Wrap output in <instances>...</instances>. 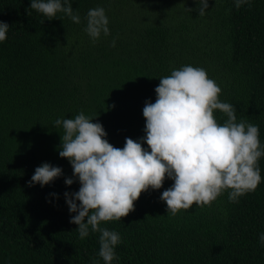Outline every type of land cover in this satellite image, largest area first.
<instances>
[{
	"label": "trees",
	"instance_id": "16d2710c",
	"mask_svg": "<svg viewBox=\"0 0 264 264\" xmlns=\"http://www.w3.org/2000/svg\"><path fill=\"white\" fill-rule=\"evenodd\" d=\"M68 2L79 24L62 13L46 20L30 0H0V22L9 26L0 42V264H104L100 234L90 229L81 239L70 223L78 213L64 194L80 184L65 185L73 169L59 156V118L83 112L114 147L131 138L149 150L145 102L155 103L159 79L191 65L221 88L237 123L258 126L264 146V0L239 8L235 0H207L204 16L199 0ZM95 8L105 10L110 35L93 42L85 28ZM214 116L227 120L219 110ZM45 163L61 176L31 185ZM258 167L261 183L239 203L225 191L210 206L173 216L160 197L174 181L142 193L127 217L101 224L121 237L112 264H264V156Z\"/></svg>",
	"mask_w": 264,
	"mask_h": 264
},
{
	"label": "clouds",
	"instance_id": "9594fccd",
	"mask_svg": "<svg viewBox=\"0 0 264 264\" xmlns=\"http://www.w3.org/2000/svg\"><path fill=\"white\" fill-rule=\"evenodd\" d=\"M246 3L250 6L251 0H235V7ZM199 5V16H204L207 0H199ZM30 8L49 21L62 13L75 24L81 22L68 0H30ZM86 19L85 31L93 42L101 34L110 35L103 8L90 9ZM8 30L0 22V42L7 39ZM159 80L155 103L146 101L143 108V143L149 150L131 138H126L122 149L114 147L105 139L102 125L83 112L55 121L64 130L59 156L73 169V178L65 179V185L71 186L74 179L80 184L78 192L64 194L69 212L78 213L70 223L78 226L81 239L88 237L90 229L100 234L98 255L104 264L117 259L115 247L121 237L101 224L127 217L140 195L159 190L166 178L174 183L160 199L173 216L193 204L210 206L225 191L229 202L239 203L261 183L258 160L264 156V146L259 128L237 123L235 107L220 101L221 88L207 72L188 65ZM216 110L227 117L222 125L214 116ZM61 174L62 169L45 163L35 169L30 184L43 187ZM259 239L264 245V234Z\"/></svg>",
	"mask_w": 264,
	"mask_h": 264
}]
</instances>
